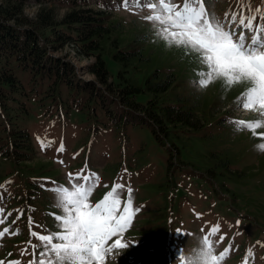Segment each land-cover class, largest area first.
I'll return each instance as SVG.
<instances>
[{"label": "trees", "instance_id": "16d2710c", "mask_svg": "<svg viewBox=\"0 0 264 264\" xmlns=\"http://www.w3.org/2000/svg\"><path fill=\"white\" fill-rule=\"evenodd\" d=\"M30 4L38 6L34 16L26 13ZM183 4L178 2L180 7ZM60 9L65 11L59 14ZM132 26L94 9L90 0H0V200L5 204L0 219L6 217L0 232L9 229L0 236L3 264H30L33 246L41 244L32 233L59 231L53 190L68 186L56 177L52 161H32L36 149L30 125L38 111L43 118L61 121L71 113L81 124L86 141L73 157L71 175L90 176L94 164L87 167L88 159L98 151L115 159L117 173L133 167V155L140 151L138 140L146 134L177 154L184 149L182 156L188 159L194 157L193 142L209 143L213 150L208 172L213 179L238 182L254 175L232 168L234 139H230L235 121L254 119L236 118L226 109L236 106L235 99L250 85L232 96L214 82L198 92L197 72L206 67L196 55L184 50L156 53L152 34ZM68 46L77 57L91 60L85 71L89 79L80 78L71 62L49 55L50 47L58 52ZM212 87V95L203 97L201 92ZM104 185L89 199L91 204L104 198L99 195L108 183ZM219 189L213 186L216 204H211L236 215L230 225L218 221L221 231L210 240L216 246L214 254L227 251L221 264H245L246 257L247 264H264V218L254 216L247 206V213L236 209L237 198L247 194L231 191L226 184ZM250 201L244 200L245 205ZM263 202L257 199V210L264 208ZM130 222L131 229L115 237L126 245V255L132 256V245L138 249L137 264H180L170 252L169 227L156 226L153 218ZM136 228L143 232L134 233ZM40 251L35 249L37 260Z\"/></svg>", "mask_w": 264, "mask_h": 264}, {"label": "rangeland", "instance_id": "374dc122", "mask_svg": "<svg viewBox=\"0 0 264 264\" xmlns=\"http://www.w3.org/2000/svg\"><path fill=\"white\" fill-rule=\"evenodd\" d=\"M100 1V3H103L106 0ZM176 1L171 0L172 3L177 5L175 3ZM145 2L146 0H142L141 3L143 4ZM204 3L206 10L213 19L220 21L224 25L225 30H234L236 32V38H238L241 29L236 24H232L229 27L233 14H236L237 24L241 12H245L246 17L255 14L256 20L254 22L264 26V19L261 18L264 17V0H205ZM109 5L114 9L113 12H109L112 19L118 20L121 18L127 27L133 25L132 27L135 29L152 34L151 39L156 44V53L157 50L164 54L175 53L176 50H184L176 46H167L156 35V29L153 24L143 19V17L151 14L149 9H125L123 7V1L121 0H112V3H109ZM37 7L35 4H30L26 8V13L29 16H34ZM92 7L96 8L94 6ZM257 9H259V12L256 11ZM64 11V9H60L58 13L62 14ZM225 13L228 14L227 18L225 17ZM254 22L253 28L255 29L256 25ZM243 31L245 32L246 39L250 41L254 33L247 29ZM52 54L55 57L64 58L71 62L78 69V76L80 78L89 79L91 77L89 74H85L86 68L91 60L77 57L71 46L65 47L62 51L53 52ZM190 55L195 56L196 54ZM201 66L206 67L202 64ZM214 83H218L220 86L229 89V96L235 95L242 88L250 85L247 82H242L232 87H226L220 80L214 81ZM214 88L212 87L208 91L206 90V92H201L204 93L203 97L212 95ZM197 91L199 92V90ZM237 98L235 99L236 106L226 107V109L232 112L234 117L239 119L249 117L253 118L254 121L264 120V117L259 112L238 107ZM223 111L224 109L221 112ZM65 119L67 120L61 121L54 117L43 118L41 112H37V115L32 119L30 125V130L33 135L32 139L34 140V147L36 149V154L33 156L32 161H52L53 167L57 170L56 177H62L64 184L71 187L72 182L82 183L80 180L70 182L69 172L70 166L74 161L73 157L86 141V135L82 131L81 124L73 120L71 113ZM257 130H259L257 133L264 132V125ZM248 135H250L249 130L245 129L240 131L236 127L230 139L231 141L234 139V143L231 145L235 158L232 168L246 172L254 171V175L250 178L247 177L238 182H223L211 178L208 172V155L213 149L209 143L203 140L193 142L195 147L192 150L194 157L188 159L182 156L185 152L184 149H182L183 152L181 154H177L173 147L162 146L153 139V135L146 134L140 136L137 143L140 151L133 155L136 165L128 167L119 173L114 170L115 159H112L110 155L103 156L101 151L94 152L90 155L87 167L90 164H94V167L91 168L93 170L92 174L95 173L98 177V183L93 191H98V186H103L105 183H108L105 191L99 192L100 196H105L112 190L114 185H124V188L118 190V193L122 204L125 205L129 200L127 189H131V209L137 219L149 220L153 218L156 226L169 227L174 235L171 240L173 251L170 249L172 256L173 253L175 256L181 254L179 261L189 263L203 249L202 243L204 238L207 236L209 240L212 239V231L208 228L207 223L218 225V232H220L222 225L220 226L218 221L230 225L233 215H236L234 211L225 213L218 204H211H216L213 197V186L219 189L223 184H226L231 191L235 188L236 191L247 194V197L241 195L237 198L236 209L247 213V206V209L253 210L252 214L254 216L264 218V208L257 210L255 207L257 199H264V150L257 147L260 143H264V138H261L259 135H253L250 138ZM209 141L211 143L210 139ZM61 146H63L62 151ZM71 176L77 177L75 175ZM92 193L89 199L93 196ZM246 199H253V201L245 205L244 200ZM54 202L56 204V196ZM4 207V201L0 200V208ZM168 217H170V220L167 219ZM37 232L42 234L39 230ZM142 232L143 229L141 228H136L134 231L137 234ZM115 237L117 236H113L112 238ZM1 248L2 246H0V250ZM125 248H116L112 251L111 257L113 263L127 264L132 260V263L137 264L138 262L135 261V256L138 253V249L136 247H130L132 256L126 257ZM22 264L25 263L22 262Z\"/></svg>", "mask_w": 264, "mask_h": 264}, {"label": "snow or ice", "instance_id": "6c2138e0", "mask_svg": "<svg viewBox=\"0 0 264 264\" xmlns=\"http://www.w3.org/2000/svg\"><path fill=\"white\" fill-rule=\"evenodd\" d=\"M123 7L149 9L151 14L143 19L153 24L156 35L167 46L183 48L186 55L196 54L199 63L206 66V71L197 72V83L201 88H207L217 80L226 87L242 82L250 84L237 98L238 107L259 112L264 117V26L257 24L253 28L255 14L246 17L241 12L238 24L236 14L232 15L229 27L236 24L241 29L238 38L234 39L236 32L225 30L220 21L214 20L206 10L204 0H184L182 7L171 0H146L143 4L141 0H123ZM256 11L259 12V9ZM244 29L254 33L250 41L246 39ZM234 123L237 130H251L253 135L264 138V132H256L264 125V120H240ZM257 147L264 150V143ZM69 179L70 182L81 180L83 183L72 182L71 187L60 186L53 190L55 207L59 209V214L53 213V216L59 222V231L47 235L32 233L41 244L33 246L34 259L30 264H105L114 249L126 247L120 239L111 245H108V241L113 236H121L131 220V189H127L129 200L121 211L118 190H122L124 185H114L100 202L93 205L89 197L98 183L96 174L77 177L70 174ZM3 212V208H0V215ZM5 221L6 217L0 219V224ZM8 231V228H4L0 236ZM218 231V228H213L212 234ZM38 247L42 248L39 260L35 258V249ZM226 255L227 251L216 256L214 246L206 236L203 249L197 255V264H220Z\"/></svg>", "mask_w": 264, "mask_h": 264}, {"label": "clouds", "instance_id": "9594fccd", "mask_svg": "<svg viewBox=\"0 0 264 264\" xmlns=\"http://www.w3.org/2000/svg\"><path fill=\"white\" fill-rule=\"evenodd\" d=\"M192 264H197V257L193 258Z\"/></svg>", "mask_w": 264, "mask_h": 264}]
</instances>
